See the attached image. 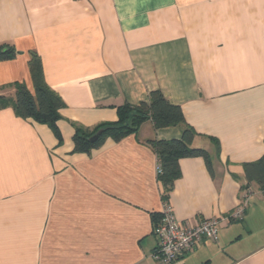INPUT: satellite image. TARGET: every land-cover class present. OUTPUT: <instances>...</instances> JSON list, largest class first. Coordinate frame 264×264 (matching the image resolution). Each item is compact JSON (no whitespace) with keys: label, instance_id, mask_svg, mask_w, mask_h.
<instances>
[{"label":"crops","instance_id":"1","mask_svg":"<svg viewBox=\"0 0 264 264\" xmlns=\"http://www.w3.org/2000/svg\"><path fill=\"white\" fill-rule=\"evenodd\" d=\"M2 46L18 55L0 62V94L13 97L15 82L33 92L36 54L64 106L56 134L0 109V264H157L163 188L147 142L182 128L148 120L89 152L73 142L154 90L180 107L210 163L179 161L167 195L176 220L237 208L243 164L264 155V0H0ZM248 186L242 218L174 264H264V193Z\"/></svg>","mask_w":264,"mask_h":264},{"label":"trees","instance_id":"2","mask_svg":"<svg viewBox=\"0 0 264 264\" xmlns=\"http://www.w3.org/2000/svg\"><path fill=\"white\" fill-rule=\"evenodd\" d=\"M17 55L18 52L13 47L2 46L0 48V62L13 60ZM28 70L33 92L25 84L19 82L6 86L13 90V97L0 94V109L10 107L18 118L45 125L56 134L58 130L56 123L60 119L59 111L64 105L60 97L45 83L42 63L36 54H31ZM117 112L116 122L101 125L91 131L76 129L73 137L74 151L89 152L100 146L106 139L117 143L134 134L139 126L148 120L153 123L155 129L181 127L180 139L149 140L147 142L157 157L159 168L157 179L163 188V204H167V195L171 192L174 182L180 177V160L203 157L210 168L207 152L192 146L197 135L185 122L180 107L169 103L160 91L149 92L147 103L124 104L117 109ZM99 130L102 131L99 138L93 143L89 142V138ZM58 139L61 140L60 136ZM242 168L246 185L240 186V191L248 190V185L254 184L264 193V155L254 162L243 164ZM159 217L160 214H156L152 218V229L158 223Z\"/></svg>","mask_w":264,"mask_h":264},{"label":"built area","instance_id":"3","mask_svg":"<svg viewBox=\"0 0 264 264\" xmlns=\"http://www.w3.org/2000/svg\"><path fill=\"white\" fill-rule=\"evenodd\" d=\"M248 194L249 191L245 190V195L240 199L237 208L226 218L206 219L196 224L178 222L171 207L168 204H163L159 213V221L153 228V235L157 240L152 255L153 260L157 264H174L192 252L197 244L203 241L217 242L220 223L223 220L232 221L242 218Z\"/></svg>","mask_w":264,"mask_h":264},{"label":"water","instance_id":"4","mask_svg":"<svg viewBox=\"0 0 264 264\" xmlns=\"http://www.w3.org/2000/svg\"><path fill=\"white\" fill-rule=\"evenodd\" d=\"M101 133H102V131L99 130L95 135H93L91 138H89V142H91V143L95 142L99 138Z\"/></svg>","mask_w":264,"mask_h":264}]
</instances>
